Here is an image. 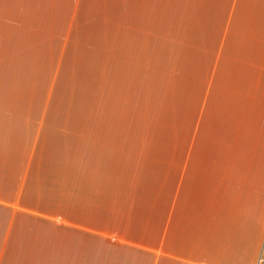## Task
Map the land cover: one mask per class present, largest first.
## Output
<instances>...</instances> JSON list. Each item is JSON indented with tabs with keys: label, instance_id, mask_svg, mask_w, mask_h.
Masks as SVG:
<instances>
[{
	"label": "crops",
	"instance_id": "0c3cea01",
	"mask_svg": "<svg viewBox=\"0 0 264 264\" xmlns=\"http://www.w3.org/2000/svg\"><path fill=\"white\" fill-rule=\"evenodd\" d=\"M189 1L207 28L186 126L123 146L91 208L53 213L51 128L0 110V264H264V0Z\"/></svg>",
	"mask_w": 264,
	"mask_h": 264
},
{
	"label": "rangeland",
	"instance_id": "374dc122",
	"mask_svg": "<svg viewBox=\"0 0 264 264\" xmlns=\"http://www.w3.org/2000/svg\"><path fill=\"white\" fill-rule=\"evenodd\" d=\"M190 2L0 0V110L41 114L51 128L41 186L53 213L91 208L123 146L170 144L186 126L207 28Z\"/></svg>",
	"mask_w": 264,
	"mask_h": 264
}]
</instances>
